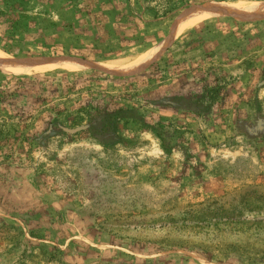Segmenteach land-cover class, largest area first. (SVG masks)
Returning a JSON list of instances; mask_svg holds the SVG:
<instances>
[{
    "label": "rangeland",
    "instance_id": "obj_1",
    "mask_svg": "<svg viewBox=\"0 0 264 264\" xmlns=\"http://www.w3.org/2000/svg\"><path fill=\"white\" fill-rule=\"evenodd\" d=\"M10 5L37 68L0 60V264H264V18L235 16L264 0ZM208 6L242 12L180 26ZM176 64L208 91L148 86Z\"/></svg>",
    "mask_w": 264,
    "mask_h": 264
},
{
    "label": "trees",
    "instance_id": "obj_2",
    "mask_svg": "<svg viewBox=\"0 0 264 264\" xmlns=\"http://www.w3.org/2000/svg\"><path fill=\"white\" fill-rule=\"evenodd\" d=\"M3 5L8 8V10H5L3 8ZM10 5V0H0V39L2 42V45L0 46L1 49L9 54H12L14 56H23L27 55L28 53H25L24 50V42L20 40V35L24 32L25 27L21 23H16L12 18V7ZM9 6V7H8ZM188 45H191V42H188ZM179 46V45H178ZM51 56H57L58 52H55L54 50L50 52ZM186 66H179V64H176L174 66V70L168 71V76H165L164 74L150 77L148 79V86L150 88H154L159 86L158 81L165 82V81H182V86L187 87V79L195 77V79L199 80L198 82L203 87L204 90L208 91L207 86V75L205 71L203 70H190L188 68H185ZM163 73V70H155V73ZM164 72H167V70H164ZM193 75V76H192ZM218 79L214 78V82H216ZM79 82V79L75 81L74 85ZM198 83V84H199ZM84 87H80L78 90H83ZM201 89V88H200ZM138 91H136L137 93Z\"/></svg>",
    "mask_w": 264,
    "mask_h": 264
},
{
    "label": "bare ground",
    "instance_id": "obj_3",
    "mask_svg": "<svg viewBox=\"0 0 264 264\" xmlns=\"http://www.w3.org/2000/svg\"><path fill=\"white\" fill-rule=\"evenodd\" d=\"M208 7H209L208 10H203V11H200L199 13L198 12L197 13H191V14L187 15L183 19V21H182L180 26L183 27L186 23H195L197 21H201L203 19H206L207 17H209L211 14H214V13L225 12V13H229V14H234L233 12H237V13L239 12V10L237 8L230 7V6L229 7L228 6H217V7L208 6ZM240 9L242 10V8H240ZM241 12L242 11H240L239 13H241ZM235 16H237L240 20H243V21L263 19L264 18V8H262L261 11H259L256 14H253V13L252 14L242 13L240 15L236 14ZM158 52H159L158 49H155L151 53L149 52L148 54L143 56V58L140 60V63H138L140 65L137 66L138 64H136L135 66H133L134 70L135 69H141V68L145 67L146 65H148L151 61H153L156 58ZM0 60H1V63H2V67H3V69L6 72H10V73H22V72L31 73V72H36L35 69L37 67H35L34 65L17 62V61L13 60L12 58H9L8 56H6V55H4L2 53H0ZM77 62L78 61H76V63ZM55 67L63 68L65 70H69V71H79V70L83 69V66H81V65H78V64H75V63L62 62V63H59L57 65L54 64V65L47 66L43 70H45V69H53ZM126 69H129V68L116 69V70H112V71H120V72L129 71V70L125 71Z\"/></svg>",
    "mask_w": 264,
    "mask_h": 264
}]
</instances>
